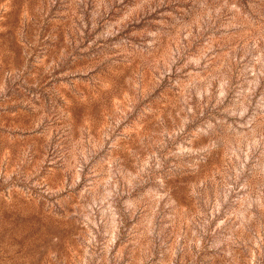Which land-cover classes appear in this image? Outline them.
<instances>
[{
    "label": "rangeland",
    "instance_id": "1",
    "mask_svg": "<svg viewBox=\"0 0 264 264\" xmlns=\"http://www.w3.org/2000/svg\"><path fill=\"white\" fill-rule=\"evenodd\" d=\"M0 264H264V0H0Z\"/></svg>",
    "mask_w": 264,
    "mask_h": 264
}]
</instances>
